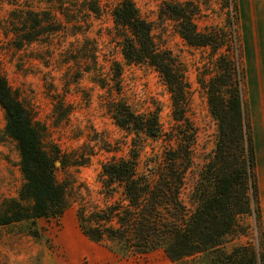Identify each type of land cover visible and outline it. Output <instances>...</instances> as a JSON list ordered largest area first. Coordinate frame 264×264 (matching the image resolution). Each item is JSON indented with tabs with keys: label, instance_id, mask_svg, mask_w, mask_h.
<instances>
[{
	"label": "trees",
	"instance_id": "obj_1",
	"mask_svg": "<svg viewBox=\"0 0 264 264\" xmlns=\"http://www.w3.org/2000/svg\"><path fill=\"white\" fill-rule=\"evenodd\" d=\"M103 10L101 0H50L44 11L20 9L12 18L16 23L11 31L14 46L22 48L57 31L51 29L56 14L69 36L83 35L89 29V18H98ZM196 14L189 1L163 2L158 10L159 19L170 21L187 45L217 51L223 39L216 32L199 31ZM110 16L126 64L152 67L165 84L172 103L173 128L164 132L156 111L137 113L124 102L112 100L110 118L130 135L128 156L102 165L100 188L97 197H92L89 188L72 177L58 181L55 166L59 163L61 170L84 167L91 153L64 154L49 142L45 127L0 77L4 128L16 144L23 179L17 197L0 202V227H24L28 235L38 238L39 220L58 222L73 207L79 232L123 257H144L160 250L170 264L203 253L210 255L209 264H264L259 244L225 249L229 238L247 235L240 218L250 216L258 221L260 217L255 151L239 63L229 57L218 58L216 73L203 85L217 125L216 141L212 157L201 166L185 201L181 193L192 170L197 128L186 116L189 87L184 69L168 50L158 46L152 24L131 0H121ZM109 70L112 88L119 93L121 66L112 61ZM148 139L162 141L165 147L161 154L141 158L142 142Z\"/></svg>",
	"mask_w": 264,
	"mask_h": 264
},
{
	"label": "rangeland",
	"instance_id": "obj_2",
	"mask_svg": "<svg viewBox=\"0 0 264 264\" xmlns=\"http://www.w3.org/2000/svg\"><path fill=\"white\" fill-rule=\"evenodd\" d=\"M49 1L0 0V77L45 127L49 142L64 154L91 153L84 167L61 170L55 165L56 179L72 177L84 183L92 197H97L102 165L126 158L129 151L130 135L113 123L108 113L110 102L122 101L137 113L156 111L164 132L174 126L172 103L165 84L152 67L126 64L120 54L110 10L121 0H101L102 14L89 18V29L83 35L69 36L61 28V16L56 14L51 29L57 31L42 36L38 42L15 48L11 31L17 11L28 7L34 12L44 11ZM131 1L152 24L158 46L181 63L189 87L186 116L197 128V142L192 170L181 193L185 201L201 166L212 157L216 141L217 125L209 112L203 85L216 73L218 58L229 57L239 63L255 151L260 217L258 221L250 216L240 218V224L247 227V235L229 238L225 249L259 244L264 250V0ZM186 1L196 7L197 29L216 32L223 39L217 51L187 45L170 21L159 19L161 3ZM112 61L121 66L119 93L109 81ZM4 127V112L0 108V202L16 198L23 183L16 144ZM142 146L141 158L161 154L165 147L162 141L150 139L143 141ZM38 227V238L28 235L24 227H0V264H170L160 250L144 257H123L88 241L77 228L73 207L58 222L39 220ZM209 256L199 254L182 263L209 264Z\"/></svg>",
	"mask_w": 264,
	"mask_h": 264
},
{
	"label": "water",
	"instance_id": "obj_3",
	"mask_svg": "<svg viewBox=\"0 0 264 264\" xmlns=\"http://www.w3.org/2000/svg\"><path fill=\"white\" fill-rule=\"evenodd\" d=\"M55 165H59V163H56Z\"/></svg>",
	"mask_w": 264,
	"mask_h": 264
}]
</instances>
